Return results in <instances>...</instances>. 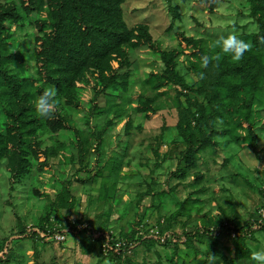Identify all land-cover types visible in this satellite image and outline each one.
Here are the masks:
<instances>
[{
    "label": "rangeland",
    "instance_id": "1",
    "mask_svg": "<svg viewBox=\"0 0 264 264\" xmlns=\"http://www.w3.org/2000/svg\"><path fill=\"white\" fill-rule=\"evenodd\" d=\"M115 1L131 37L69 76L47 119L39 25L67 23L53 0H0V264H255L264 0ZM232 32L252 44L239 62L214 46Z\"/></svg>",
    "mask_w": 264,
    "mask_h": 264
},
{
    "label": "trees",
    "instance_id": "2",
    "mask_svg": "<svg viewBox=\"0 0 264 264\" xmlns=\"http://www.w3.org/2000/svg\"><path fill=\"white\" fill-rule=\"evenodd\" d=\"M53 1L56 5L57 15L64 23H67L69 32L61 37L62 28H57L54 24L45 28L46 23L41 22L39 25L41 34L37 40V44H39L37 63L42 64L45 79L55 85L59 91L68 89L66 86L69 84V76L77 75L85 65L89 64L95 67L103 59L107 60L108 56L118 54V47L126 42L128 37H131V32L123 27L120 20L116 19L120 14V9H118L115 0ZM66 4H70L69 9ZM8 15L11 19L16 17L13 10H8ZM145 31L143 32L144 37L137 38V45L150 44V40L146 41L149 36ZM163 59L170 70L171 79L178 85H184L183 80L174 73V55L164 52ZM7 61L8 59H5V63L9 62ZM4 70V68L0 69V71ZM2 77H5V72H2L0 78ZM44 90L45 88L42 91ZM16 131H18V127H16ZM260 193L264 198V187L260 189ZM254 223L264 230V217ZM85 232L87 229L80 233L84 234ZM206 232L210 233L209 230ZM234 232L243 236L251 233V228L248 226L238 227L234 229ZM52 235L49 233L45 236ZM96 239L101 244L110 242L109 236L105 234L96 236Z\"/></svg>",
    "mask_w": 264,
    "mask_h": 264
},
{
    "label": "clouds",
    "instance_id": "3",
    "mask_svg": "<svg viewBox=\"0 0 264 264\" xmlns=\"http://www.w3.org/2000/svg\"><path fill=\"white\" fill-rule=\"evenodd\" d=\"M256 26H253L249 29L250 32L256 31ZM261 42L264 43V37L261 38ZM215 47H219L223 54L230 56L233 62H239L243 59L246 52L250 51L252 48V44L247 42L235 33H229L227 35H221L215 42ZM217 61L221 59L219 55L214 57ZM202 66L207 67L210 59L208 56H203L201 58ZM57 97V89L55 86L47 87L43 93L36 99L35 101V109L38 115L42 118L51 119L56 110L58 101ZM219 123H223V121H218ZM215 256H210V260H214ZM251 260L255 262V264H264V248H261L258 251H253L251 253Z\"/></svg>",
    "mask_w": 264,
    "mask_h": 264
},
{
    "label": "built area",
    "instance_id": "4",
    "mask_svg": "<svg viewBox=\"0 0 264 264\" xmlns=\"http://www.w3.org/2000/svg\"><path fill=\"white\" fill-rule=\"evenodd\" d=\"M57 239H63V237H59V236H57Z\"/></svg>",
    "mask_w": 264,
    "mask_h": 264
}]
</instances>
